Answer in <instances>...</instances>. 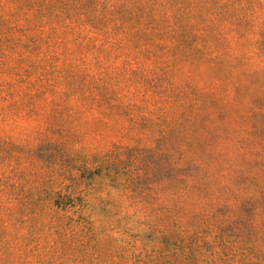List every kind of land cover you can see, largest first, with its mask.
I'll return each mask as SVG.
<instances>
[{"label":"trees","instance_id":"16d2710c","mask_svg":"<svg viewBox=\"0 0 264 264\" xmlns=\"http://www.w3.org/2000/svg\"><path fill=\"white\" fill-rule=\"evenodd\" d=\"M0 264H264V0H0Z\"/></svg>","mask_w":264,"mask_h":264},{"label":"rangeland","instance_id":"374dc122","mask_svg":"<svg viewBox=\"0 0 264 264\" xmlns=\"http://www.w3.org/2000/svg\"><path fill=\"white\" fill-rule=\"evenodd\" d=\"M21 125H22V126H27V122H24V121H23V122L21 123Z\"/></svg>","mask_w":264,"mask_h":264}]
</instances>
